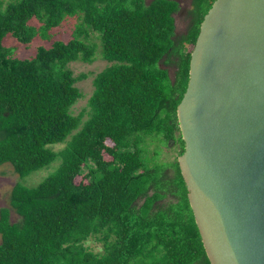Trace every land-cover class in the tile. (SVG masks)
Returning <instances> with one entry per match:
<instances>
[{"label":"trees","instance_id":"trees-1","mask_svg":"<svg viewBox=\"0 0 264 264\" xmlns=\"http://www.w3.org/2000/svg\"><path fill=\"white\" fill-rule=\"evenodd\" d=\"M213 2L192 0L179 32L178 0H0V166L26 176L58 160L37 185H14L20 218L1 209L0 264H211L178 163L177 108ZM68 15L80 19L73 37L40 45L35 56L4 44L9 34L50 39ZM93 32L109 64L76 114L87 74L70 63L96 59ZM148 138L175 143V160L144 158ZM91 237L102 251L86 245Z\"/></svg>","mask_w":264,"mask_h":264},{"label":"water","instance_id":"water-1","mask_svg":"<svg viewBox=\"0 0 264 264\" xmlns=\"http://www.w3.org/2000/svg\"><path fill=\"white\" fill-rule=\"evenodd\" d=\"M177 115L178 163L211 264H264V0H214Z\"/></svg>","mask_w":264,"mask_h":264},{"label":"rangeland","instance_id":"rangeland-1","mask_svg":"<svg viewBox=\"0 0 264 264\" xmlns=\"http://www.w3.org/2000/svg\"><path fill=\"white\" fill-rule=\"evenodd\" d=\"M6 5L12 0H3ZM182 9H186V12L192 7V0H181ZM188 15L185 12L176 13L177 29L182 32L186 29L188 23ZM32 23L38 24L39 22L34 19ZM80 23V19L74 15H68L65 19L55 27L51 33L50 39H44L40 36L35 37L30 43L20 42L12 35H7L4 40V44L11 47L14 51V55L21 58H28L35 56L37 49L40 45L50 46L55 40H69L73 37L75 28ZM89 42L96 45V59L93 62L75 61L70 63V67L73 69L75 75L87 74L85 79L77 82V86L81 89L83 97L73 106V112L78 114L84 107H88L89 98L94 90V78L97 73L103 70L109 62L102 58L101 49L102 43L98 36V33H90L88 39ZM171 75H174V69H170ZM64 146L62 143L53 145L55 150H59ZM146 151L143 153L144 158L148 161H174L178 154V149L175 143H171L170 147L164 145L158 140L147 139L145 142ZM175 146V147H173ZM179 157V156H178ZM57 161L53 162L49 166L32 172L29 175L21 176L17 173L12 164L5 163L0 166V212L4 207L11 208V218L13 221L18 220L20 217L10 204V196L14 185L20 181L28 186H35L41 182L54 168L57 166ZM80 177H77L80 180ZM1 242V234H0ZM86 245L91 247L95 251L103 250V242L91 237Z\"/></svg>","mask_w":264,"mask_h":264},{"label":"flooded vegetation","instance_id":"flooded-vegetation-1","mask_svg":"<svg viewBox=\"0 0 264 264\" xmlns=\"http://www.w3.org/2000/svg\"><path fill=\"white\" fill-rule=\"evenodd\" d=\"M179 1V6H180V8H179V10H178V12H185L186 13V15H188V13H189V10L186 12V9L184 8V9H182V5H181V0H178ZM187 21H189V18H188V20Z\"/></svg>","mask_w":264,"mask_h":264}]
</instances>
